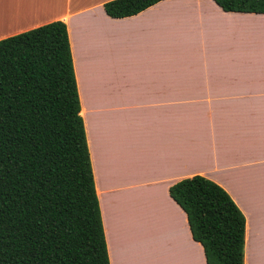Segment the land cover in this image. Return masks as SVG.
Returning <instances> with one entry per match:
<instances>
[{"label": "crops", "instance_id": "crops-1", "mask_svg": "<svg viewBox=\"0 0 264 264\" xmlns=\"http://www.w3.org/2000/svg\"><path fill=\"white\" fill-rule=\"evenodd\" d=\"M0 0V40L66 25L110 264H207L175 183L201 176L244 215L243 264H264V15L163 0Z\"/></svg>", "mask_w": 264, "mask_h": 264}, {"label": "trees", "instance_id": "trees-1", "mask_svg": "<svg viewBox=\"0 0 264 264\" xmlns=\"http://www.w3.org/2000/svg\"><path fill=\"white\" fill-rule=\"evenodd\" d=\"M163 0H112V19ZM264 15V0H213ZM66 25L0 40V264H110ZM207 264H243L245 219L201 176L169 188Z\"/></svg>", "mask_w": 264, "mask_h": 264}]
</instances>
